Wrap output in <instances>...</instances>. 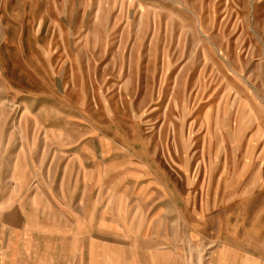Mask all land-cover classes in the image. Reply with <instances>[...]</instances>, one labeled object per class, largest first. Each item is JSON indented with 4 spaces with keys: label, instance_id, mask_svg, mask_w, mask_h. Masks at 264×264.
Here are the masks:
<instances>
[{
    "label": "rangeland",
    "instance_id": "374dc122",
    "mask_svg": "<svg viewBox=\"0 0 264 264\" xmlns=\"http://www.w3.org/2000/svg\"><path fill=\"white\" fill-rule=\"evenodd\" d=\"M19 206L96 225L83 264L264 241V0H0V226Z\"/></svg>",
    "mask_w": 264,
    "mask_h": 264
},
{
    "label": "crops",
    "instance_id": "0c3cea01",
    "mask_svg": "<svg viewBox=\"0 0 264 264\" xmlns=\"http://www.w3.org/2000/svg\"><path fill=\"white\" fill-rule=\"evenodd\" d=\"M1 220L0 264H83L84 230L92 234L96 229L93 223L84 224L81 213L44 210L40 216L20 206L6 211ZM88 244L91 250L93 241ZM204 264H264V241H219L210 247Z\"/></svg>",
    "mask_w": 264,
    "mask_h": 264
}]
</instances>
